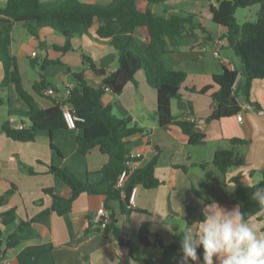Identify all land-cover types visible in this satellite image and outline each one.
<instances>
[{
  "label": "crops",
  "instance_id": "crops-1",
  "mask_svg": "<svg viewBox=\"0 0 264 264\" xmlns=\"http://www.w3.org/2000/svg\"><path fill=\"white\" fill-rule=\"evenodd\" d=\"M81 1L110 3L118 0ZM216 5V0H171L150 7L159 17L197 16V21L207 30L204 33L197 29L192 35H183L170 42L169 54L165 57L168 70L186 74L181 86V99L172 101V114L179 121L194 122L198 132L206 136L203 145H190L189 137L177 126L167 130L159 126L155 118L158 94L149 86L143 70L137 72L135 83H129L120 96L109 93L103 98L105 105L113 106V114L117 118H131L132 125L145 129L144 133L125 139L130 153L141 155L137 161L138 168L147 166L160 155L156 177L161 185L151 190L137 185L136 201L128 215L121 213L119 201H111L112 210L106 209L110 222V216L114 214L122 237L129 243L127 245H121L98 224V212L106 203L104 196L82 194L67 215H43L53 205L52 196L45 190L51 189L59 196H70L69 189L51 173L52 166L67 169L86 181L89 174L99 172L109 162V156L103 154L99 147L81 155L78 139L83 132L77 128L39 132L33 142L8 138L2 126L9 120V111L26 110L27 106L12 86L1 88L4 69L0 62V180L17 187L14 195L2 199L7 187L0 185V230L3 244L11 235L19 241L15 248L6 252L7 261L13 264H183V250L164 254L156 246L144 245L141 237L152 244L160 238L165 246H170L174 236L187 228L189 215L193 219V228L197 227L194 223L198 221L189 208L203 213L206 202H216L231 210L238 207L232 203L236 188L232 179L239 178L244 186H253L264 179V173H261L264 172V79L255 80L251 89V101L260 104L262 110L247 103L239 104L243 108L239 115L207 122L213 111L212 94L218 91L213 76L222 73L224 67L238 71L239 78L233 93L237 99L244 97L247 78L241 60L227 47L225 29L211 20L210 7ZM98 27L96 21L89 35L72 39L73 49L67 53L53 49V46L64 47L66 42L53 30L41 29L35 37L22 24L14 27L11 54L18 59L25 89L35 97L41 109L48 110L54 106L51 97L46 93L39 95L34 90L42 74L52 96L66 100L68 89L74 86L73 74L87 72L89 82L95 87L101 86V80L89 71L83 55L107 73L119 69L118 52L110 40H98ZM135 36L146 41V33L142 29H138ZM218 43H221L219 58L213 54ZM207 86L214 87L209 93H197ZM236 138L249 143L234 145L232 140ZM52 145L61 156L53 151ZM221 150H234L240 156L239 165L229 169L225 175L213 164L216 153ZM122 196L125 198L124 193ZM13 208L16 220L5 225L6 213ZM250 221L259 233H264V221L258 217ZM22 223L28 225L20 230ZM198 264H203V260Z\"/></svg>",
  "mask_w": 264,
  "mask_h": 264
},
{
  "label": "trees",
  "instance_id": "trees-1",
  "mask_svg": "<svg viewBox=\"0 0 264 264\" xmlns=\"http://www.w3.org/2000/svg\"><path fill=\"white\" fill-rule=\"evenodd\" d=\"M171 0H118L110 3H86L81 0H7L6 5L0 8V62L4 69V80L1 88L13 87L18 97L27 106L26 110L9 111V120L2 126L6 136L18 142H33L39 132L53 133L56 130L68 128L63 108L70 106L79 117L76 128L83 132L78 139V151L87 155L95 147L109 156V162L96 173L88 175L86 181L79 179L67 169L52 166L51 173L57 176L69 189L70 196H59L53 190H45L53 198V205L43 212V215L55 213L65 216L71 212L74 202L82 195L104 196L105 208L112 210L109 203L119 201L121 213L128 215L131 212L130 196L137 185L151 190L158 188L161 181L156 177V167L160 155H157L147 166L134 170L123 189L117 188L121 173L126 169V162L130 156L126 138L137 133H144L145 129L132 125L131 118H117L113 114V106L105 105L103 98L106 94L120 96L129 83H135L137 72L146 73L147 82L158 94V107L156 121L165 130L171 126L181 128L189 137V144L200 146L205 143L206 136L197 130L191 121H179L172 114L173 100L181 99V86L186 79L182 71H170L165 65V57L169 54V43L181 38L183 35H192L194 30L207 32L198 17L194 15H172L168 18L156 16L150 9L155 4H166ZM217 5L210 7L213 23L225 29L224 38L227 47L232 49L241 60L247 74L243 88V96L247 104L262 110L258 103L251 101V89L255 80L264 79V0H216ZM258 5L259 11L254 21L240 24L236 12L240 8H251ZM197 18V19H196ZM99 23L97 29L98 40H110L119 55V69L107 73L96 67L91 58L83 55V61L88 65L89 71L95 78L101 80V86L95 87L89 82L87 72L72 75L74 86L66 100L52 98L54 106L43 110L36 102L35 97L24 87L19 69L18 59L11 54L12 34L16 25H24L32 36L37 37L41 29H50L65 38V46H53L58 53H67L73 49L71 41L77 37L90 34L95 22ZM142 29L146 33V41L139 40L135 33ZM239 73L236 70L223 68L222 73L213 76V83L218 91L212 94L213 111L207 119L208 123L225 118H231L242 112V107L232 102L235 85ZM49 84L42 74L34 90L39 95L49 91ZM214 86H207L199 94L209 93ZM107 89H109L107 91ZM11 118L23 123V129H16L10 123ZM234 145H247L249 142L233 139ZM55 153L60 152L52 145ZM240 156L234 150L218 151L213 164L219 172L225 175L229 169L238 166ZM205 169V165H202ZM264 173V172H261ZM210 178V174L207 173ZM236 185L235 197L232 203L248 219L258 217L264 221V207L260 206L252 195L258 186H264V179L253 186H244L239 178L232 179ZM0 185L7 187L1 197L7 199L17 192V187L9 182L0 180ZM123 193L125 198H123ZM199 197L200 194L195 192ZM208 204V202H206ZM198 222L204 219L203 213L189 208ZM5 225L16 220L15 208L6 213ZM103 231L111 233L121 245H127L117 226L114 214L110 216ZM101 227V224L98 223ZM28 223H22L20 230ZM193 227V219L189 215L187 228ZM102 228V227H101ZM186 228V229H187ZM185 229V230H186ZM100 231V229H97ZM184 230V231H185ZM176 234L173 243L165 246L160 238L152 244L141 237L146 246H156L164 254L182 250V234ZM3 233L0 230V245L4 252L15 248L19 241L13 235L6 244L2 241ZM143 236V235H141ZM200 260H203L202 246L197 250ZM183 264H196L189 258Z\"/></svg>",
  "mask_w": 264,
  "mask_h": 264
},
{
  "label": "clouds",
  "instance_id": "clouds-1",
  "mask_svg": "<svg viewBox=\"0 0 264 264\" xmlns=\"http://www.w3.org/2000/svg\"><path fill=\"white\" fill-rule=\"evenodd\" d=\"M252 199L264 207V186H258ZM204 219L182 234L185 262L200 261L197 250L203 248V264H264V233L242 213L216 202L203 208ZM215 257V261H214Z\"/></svg>",
  "mask_w": 264,
  "mask_h": 264
},
{
  "label": "built area",
  "instance_id": "built-area-1",
  "mask_svg": "<svg viewBox=\"0 0 264 264\" xmlns=\"http://www.w3.org/2000/svg\"><path fill=\"white\" fill-rule=\"evenodd\" d=\"M220 48H221V43H218L216 45V48L213 51V54L215 57L219 58L220 57ZM36 54L34 53V56ZM72 86L68 89L67 91V98L70 95V90ZM109 89H107L108 91ZM47 95L52 94L49 91L45 92ZM64 111V117L67 122L68 128L70 129H75L76 128V122L79 120V117L74 113V111L71 109L70 106H65L63 108ZM239 120H242V117H239ZM10 123L12 126L16 129H23L24 125L21 123L19 120L16 118H11ZM141 155L140 154H135V153H130L129 159L126 162V169L121 173L118 183H117V188L123 189L125 182L128 180L129 175L134 171L139 169L137 165V161L140 159ZM136 194H137V188L134 187L130 196V204H135L136 201ZM97 221L98 223L101 224L102 228L106 227L107 221H108V212L105 207H103L97 215ZM6 253L4 252V249L2 245H0V262H5V264H13L12 262H9L6 260Z\"/></svg>",
  "mask_w": 264,
  "mask_h": 264
},
{
  "label": "rangeland",
  "instance_id": "rangeland-1",
  "mask_svg": "<svg viewBox=\"0 0 264 264\" xmlns=\"http://www.w3.org/2000/svg\"><path fill=\"white\" fill-rule=\"evenodd\" d=\"M6 0H0V8H3ZM50 1H56V0H50ZM259 6L256 5L254 7L249 8H240L236 12V18L240 24H244L247 21H254L257 18V13L259 11ZM18 39H20V35L17 36ZM210 57H212L210 55ZM214 59V58H213ZM215 61V59H214Z\"/></svg>",
  "mask_w": 264,
  "mask_h": 264
},
{
  "label": "water",
  "instance_id": "water-1",
  "mask_svg": "<svg viewBox=\"0 0 264 264\" xmlns=\"http://www.w3.org/2000/svg\"><path fill=\"white\" fill-rule=\"evenodd\" d=\"M232 102L239 105V104H243L245 105L247 103V101L245 100L244 97L240 98V99H237L235 97L232 98Z\"/></svg>",
  "mask_w": 264,
  "mask_h": 264
}]
</instances>
